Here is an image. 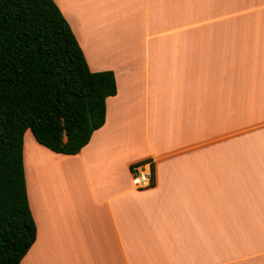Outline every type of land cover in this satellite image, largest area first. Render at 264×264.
<instances>
[{
    "label": "crops",
    "instance_id": "1",
    "mask_svg": "<svg viewBox=\"0 0 264 264\" xmlns=\"http://www.w3.org/2000/svg\"><path fill=\"white\" fill-rule=\"evenodd\" d=\"M54 2L116 93L76 154L25 131L20 264H264V0Z\"/></svg>",
    "mask_w": 264,
    "mask_h": 264
},
{
    "label": "trees",
    "instance_id": "2",
    "mask_svg": "<svg viewBox=\"0 0 264 264\" xmlns=\"http://www.w3.org/2000/svg\"><path fill=\"white\" fill-rule=\"evenodd\" d=\"M115 93L113 71L89 68L54 0H0V264H20L36 235L25 131L51 151L76 154Z\"/></svg>",
    "mask_w": 264,
    "mask_h": 264
},
{
    "label": "built area",
    "instance_id": "3",
    "mask_svg": "<svg viewBox=\"0 0 264 264\" xmlns=\"http://www.w3.org/2000/svg\"><path fill=\"white\" fill-rule=\"evenodd\" d=\"M132 182L138 189L148 188L152 185V163L144 160L131 167Z\"/></svg>",
    "mask_w": 264,
    "mask_h": 264
},
{
    "label": "rangeland",
    "instance_id": "4",
    "mask_svg": "<svg viewBox=\"0 0 264 264\" xmlns=\"http://www.w3.org/2000/svg\"><path fill=\"white\" fill-rule=\"evenodd\" d=\"M31 134H32V133H31V131H30V136H32ZM25 140H26V139H25Z\"/></svg>",
    "mask_w": 264,
    "mask_h": 264
}]
</instances>
